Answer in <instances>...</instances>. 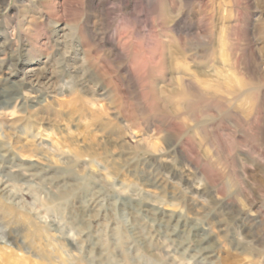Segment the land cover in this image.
Listing matches in <instances>:
<instances>
[{
	"label": "clouds",
	"instance_id": "9594fccd",
	"mask_svg": "<svg viewBox=\"0 0 264 264\" xmlns=\"http://www.w3.org/2000/svg\"><path fill=\"white\" fill-rule=\"evenodd\" d=\"M0 264H264V0H0Z\"/></svg>",
	"mask_w": 264,
	"mask_h": 264
}]
</instances>
